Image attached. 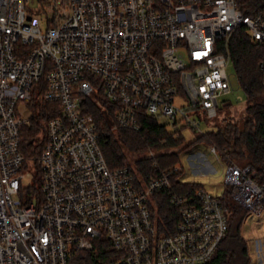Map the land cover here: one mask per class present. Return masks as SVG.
I'll use <instances>...</instances> for the list:
<instances>
[{
    "label": "built area",
    "instance_id": "obj_1",
    "mask_svg": "<svg viewBox=\"0 0 264 264\" xmlns=\"http://www.w3.org/2000/svg\"><path fill=\"white\" fill-rule=\"evenodd\" d=\"M241 26L262 46L264 87V10L244 14L236 0H0V264H68L102 236L114 250L105 264H207L228 231L219 195L204 186L177 192L180 163L139 184L129 166L111 168L87 101L108 113L111 128L138 131L145 114L176 136L186 126L203 134L198 109L212 118L246 100L245 92L232 97L227 69ZM33 91L58 107L33 157L39 189L28 195L33 172L22 167L20 130ZM256 174L231 161L224 181L261 216L264 181ZM154 192L179 209L171 233L158 232Z\"/></svg>",
    "mask_w": 264,
    "mask_h": 264
},
{
    "label": "trees",
    "instance_id": "obj_2",
    "mask_svg": "<svg viewBox=\"0 0 264 264\" xmlns=\"http://www.w3.org/2000/svg\"><path fill=\"white\" fill-rule=\"evenodd\" d=\"M244 14L264 10V0H236ZM231 63L238 83L246 94L243 111L238 119L225 117L216 129H209L197 138L186 142L181 134L176 136L165 123L151 115L142 114L138 131L111 128L113 120L90 99V108L96 125L98 143L107 164L111 168L129 166L134 181L170 170L180 162V155L196 141L216 145L217 152L225 162L252 165L259 181H264V87L259 68L262 46L250 41L245 27H239L230 39ZM42 82V83H41ZM39 84H43L41 79ZM33 91L29 123L21 127L20 149L24 155L22 167L33 172L27 194L36 193L40 184V169L33 157L41 152L46 142L45 122L57 112V103L39 102ZM236 108V107H235ZM238 108V107H237ZM241 111V110H240ZM152 151L154 154L149 156ZM183 169L173 172V187L177 192L193 191L203 185L196 181H183ZM228 208V231L207 264H250L251 256L247 242L241 234L242 222L247 210L231 195L230 187L219 196ZM151 214L159 233H171L179 220L180 212L169 202L165 192L151 195ZM114 255V250L105 237L94 239L92 249L76 252L68 264H105Z\"/></svg>",
    "mask_w": 264,
    "mask_h": 264
},
{
    "label": "rangeland",
    "instance_id": "obj_3",
    "mask_svg": "<svg viewBox=\"0 0 264 264\" xmlns=\"http://www.w3.org/2000/svg\"><path fill=\"white\" fill-rule=\"evenodd\" d=\"M228 72L231 74V82L234 87L232 97L244 96V90L240 87L237 76L232 63L228 66ZM244 102H238L234 108L232 105H225L219 108L218 114L212 118H205L202 115L206 113L202 109H198L201 116L200 127L203 130L216 129L223 123L225 117L238 119L243 111ZM241 110V111H240ZM185 143L189 142L200 135V131L196 128L186 126L182 130ZM180 165L183 173L181 179L183 181L200 182L210 193L214 195H222L226 192L227 185L224 181L226 163L220 156H215L204 141L196 140L190 148L182 152L180 155ZM28 181V178L24 180ZM241 234L247 242L249 254L251 256L250 264H264V214L256 216L247 211L243 222ZM260 262V263H259Z\"/></svg>",
    "mask_w": 264,
    "mask_h": 264
}]
</instances>
